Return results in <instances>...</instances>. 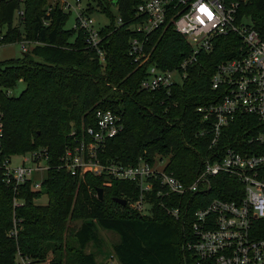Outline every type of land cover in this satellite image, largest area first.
<instances>
[{"label":"trees","instance_id":"1","mask_svg":"<svg viewBox=\"0 0 264 264\" xmlns=\"http://www.w3.org/2000/svg\"><path fill=\"white\" fill-rule=\"evenodd\" d=\"M143 1L88 0L90 12L96 2L110 18L101 32L106 52L102 60L88 46L82 30L67 27L71 14L59 2L0 0V41L8 44L28 39L35 43L20 58L0 61L1 154H48L47 176L40 189H33L29 179L15 193L0 171V264H12L18 249L38 259L57 254L52 264H100L95 253L85 252L89 242L99 241V228L119 234L113 251L122 264H192V254L184 244L191 234L193 212L213 198L235 197L242 185L238 179L220 174L206 193H187L171 201L169 197L155 199L153 214L142 215L115 200L138 196L135 182L107 173L73 175L62 166L66 150L86 137V128L96 122L99 108L116 111L124 124L123 131L101 148V162L137 164L140 159L153 163L157 157L167 158V169L185 184L195 179L213 151L229 146L243 150L246 139L259 131L261 123L256 118L238 115L214 147L210 148L212 132L200 134L210 125L198 107L221 99V90L212 88L211 78L222 60L236 55L241 42L238 34L216 37L213 50L198 54L182 83L154 91L141 87L151 64L173 69L192 51L171 23L150 35L146 47L150 58L138 66L129 55L135 34L130 26L139 21L136 9ZM18 10H23L22 16H17ZM242 11L264 34V0H248ZM21 81L25 88L12 94ZM98 188L104 189L102 199ZM43 194L47 202H36ZM15 196L22 200L17 207ZM190 197L195 199L192 204L187 202ZM180 199L188 208L176 219L160 202L177 205ZM14 218L20 230L17 237H10L7 232ZM72 220H81L71 234L75 245L67 239ZM64 247L68 251H62Z\"/></svg>","mask_w":264,"mask_h":264},{"label":"built area","instance_id":"2","mask_svg":"<svg viewBox=\"0 0 264 264\" xmlns=\"http://www.w3.org/2000/svg\"><path fill=\"white\" fill-rule=\"evenodd\" d=\"M247 1L144 0L136 9L139 21L130 26L135 34L129 46V55L138 66L144 65L150 58V51L146 49L150 35L171 23L191 45V53L179 67L163 69L157 64L148 67L141 87L154 91L182 83L187 68L198 60V54L213 50L216 37L240 35L236 55L222 60L211 78L212 88L221 90V99L199 106L198 111L210 125L200 131L201 135L212 132L210 148L218 143L224 128L238 115L256 118L261 123L259 131L246 139L243 150L229 146L222 151H213L190 184H185L167 169V158L157 157L153 163L145 159H140L137 164L103 163L98 156L101 148L123 131L124 124L116 111L99 108L95 111L96 122L86 128V137L68 148L62 157V166L73 175L107 173L117 179L135 182L139 194L127 200V205L142 215L153 214L155 199L169 197L168 201H171L175 196H187V193H206L220 174L238 179L242 185L235 190V197L213 198L193 212L191 234L184 244L192 254V264H264V34L242 11ZM61 7L70 14L75 13L73 27L84 32L88 46L104 60L106 52L101 32L110 22L97 27L84 0H62ZM22 15L23 10H18L17 16ZM117 22L122 24V18L117 17ZM21 47L27 51L26 41H21ZM2 136L0 122V171L4 181L17 193L22 184L32 179L34 172L48 170V154L35 151L24 156L20 164L13 165L11 158L1 154ZM43 160L45 164H41ZM43 180L34 181L33 189H40ZM194 201L193 197L187 199L189 204ZM160 203L168 215L176 219H180L188 208L181 199L177 205ZM21 204L22 200L15 196L14 207ZM19 230V221L14 218L7 234L17 237ZM12 264L51 263L18 249ZM107 264L122 263L110 258Z\"/></svg>","mask_w":264,"mask_h":264},{"label":"rangeland","instance_id":"3","mask_svg":"<svg viewBox=\"0 0 264 264\" xmlns=\"http://www.w3.org/2000/svg\"><path fill=\"white\" fill-rule=\"evenodd\" d=\"M49 1L53 4L59 2L60 5H62V0H49ZM84 2L86 3V2H88V0H84ZM92 5H93L92 6L93 10L91 11V13H92L93 17L96 19L97 27H102L103 25L110 22L109 16L100 10L98 5H96V2L92 3ZM112 10L114 13L118 14L116 5H113ZM75 21H76V15H75V13H71L70 18L67 22V27L68 28L73 27L75 25ZM1 35L2 34H1V30H0V38H1ZM23 41H26L27 51L30 50L31 48H33V46L35 45L34 42H32L28 39H24ZM23 52L24 51L22 50L21 42L5 44V43H2L0 41V61H5V60L12 59V58H20L22 56ZM25 86H26V83L21 81V82H19L17 87L11 91V93L14 95H18L25 88ZM74 130H75V127L73 125L72 132ZM29 154L30 153L15 154V155H10L8 157L11 158V162L13 165H18L22 162L23 157L28 156ZM41 164H45V161L43 160ZM90 173H92V172H90ZM92 174L96 175L94 173H92ZM46 176H47V170L34 172V174L32 176V180L34 182V181L40 180L41 178H45ZM47 200H48L47 195L43 194V196L41 198H38L36 200V202L45 204L47 202ZM80 224H81V220H72V221H69V223H68V231H67L68 237H67V239L70 240V242L73 245H75L76 242H75L74 237L71 236V234L79 228ZM98 235H99V241L97 243H94L92 241L89 242L85 248V252L95 253L97 261L100 264H107L110 258H112L113 260L116 261L117 257L114 254L113 246L115 243H117L120 240L119 234L115 231H112V230H106L103 228H99L98 229ZM65 250H67L66 247H64L62 249V251H65ZM55 255H57V254L49 253L48 256H46L45 259H43V260L50 261V263L52 264Z\"/></svg>","mask_w":264,"mask_h":264},{"label":"water","instance_id":"4","mask_svg":"<svg viewBox=\"0 0 264 264\" xmlns=\"http://www.w3.org/2000/svg\"><path fill=\"white\" fill-rule=\"evenodd\" d=\"M97 192H98L99 198L102 199L104 197V189L103 188H98ZM115 200L117 202H119L120 204L124 205V206L127 205V200L125 198L115 197Z\"/></svg>","mask_w":264,"mask_h":264}]
</instances>
